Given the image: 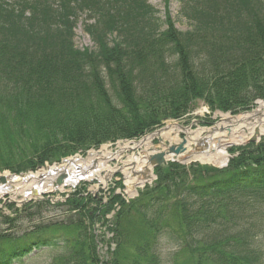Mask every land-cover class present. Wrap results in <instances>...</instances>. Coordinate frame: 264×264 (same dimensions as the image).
Returning a JSON list of instances; mask_svg holds the SVG:
<instances>
[{"label":"trees","instance_id":"trees-1","mask_svg":"<svg viewBox=\"0 0 264 264\" xmlns=\"http://www.w3.org/2000/svg\"><path fill=\"white\" fill-rule=\"evenodd\" d=\"M180 11L186 31L149 0H0V170L35 169L75 152L80 146L30 142L67 144L71 134L58 133L70 127L85 128L72 141H89L88 149L182 120L199 101L237 114L264 99V0H183ZM83 15L94 48L76 45ZM230 152L224 168L158 166L156 183L130 201L73 193L65 202L79 219L65 235L42 224L12 230L51 200L11 203L10 215L0 209L9 225L0 231V264L43 249H58L51 264H264V141ZM98 223L113 236H98ZM163 240L178 249L169 261L157 250Z\"/></svg>","mask_w":264,"mask_h":264},{"label":"bare ground","instance_id":"bare-ground-1","mask_svg":"<svg viewBox=\"0 0 264 264\" xmlns=\"http://www.w3.org/2000/svg\"><path fill=\"white\" fill-rule=\"evenodd\" d=\"M221 116L215 130L211 128H182L180 123H169L164 128L148 134L137 141L120 142L116 150L109 145H104L100 150L92 152L88 157H74L61 164L45 167L35 173L27 174L23 178H17L6 174V183L0 186V198L10 195L11 198L27 199L33 191L39 194L51 191H70L83 180H103L116 171L121 170L125 177V185L128 195H134L137 189L154 179L153 167L148 160L149 148L154 145L157 138L163 141H180L181 132L189 136L195 134L196 138H207L209 148L214 151L211 156L195 155L193 159L221 165L227 161L229 155L227 148L232 145L246 143L253 135H264V101H259L258 108L252 112L233 116L230 113L217 112L216 117ZM187 138V142H188ZM191 142L195 138L189 139ZM191 145V144H189ZM163 147V145L161 144ZM128 159L123 161V157ZM117 159L123 161V166H111L110 161ZM64 173L66 178L63 184L55 186L53 181Z\"/></svg>","mask_w":264,"mask_h":264},{"label":"rangeland","instance_id":"rangeland-1","mask_svg":"<svg viewBox=\"0 0 264 264\" xmlns=\"http://www.w3.org/2000/svg\"><path fill=\"white\" fill-rule=\"evenodd\" d=\"M150 3L155 6L158 10H159V15L164 19L165 18V13L168 9V11H170L171 16L173 18V20L176 23V26L183 31H186L189 29L190 27V23L188 22V20L181 14V4L183 2V0H149ZM90 22L88 17L86 15H83L79 21H78V25L77 28L75 30L76 32V38H75V42L78 48H85V47H90V48H94V42L92 41L89 33L86 31L85 29V23L86 22ZM262 100L264 101V99L262 98H257L254 102L253 105V109L250 111L255 110L256 108H258L259 104H256V101ZM218 110H214L212 111L210 109V107L208 105H206L203 101H199L196 105V107L194 108V110L185 116V118H183L182 120H179V123L183 124V125H189L190 123H192L193 126V130H197L199 127H213L215 126L219 120L221 116L216 117ZM225 112V111H223ZM228 113V112H225ZM189 120V123H186ZM171 122H177L174 120H167L165 122V125ZM207 123V124H204ZM161 128V127H160ZM158 128V129H160ZM156 129V130H158ZM180 139H183L184 137L186 138H195V140L193 142H191L188 139V142L186 143V146L188 149L190 150H196V149H200L203 148L205 146V141L202 138H196L195 134H191L190 136L184 132H181L180 134ZM118 140H123V139H118ZM170 140H167V142H169ZM264 141V135L261 136L259 143ZM23 143L29 142V141H22ZM108 142V141H106ZM175 143H179V141H175ZM192 144V145H189ZM108 145L113 148L114 150H116L117 148V143H108ZM233 146H230L227 148L228 151V159H227V165L229 164L231 158L233 157V154L230 152V149ZM14 151L16 153V155L14 156V158H16V160L20 161L21 157H22V152H23V147L21 145L19 146H15L13 147ZM85 149V147H83ZM196 148V149H195ZM150 152H155L158 150L162 149V146L160 145V143H158V139H155L154 141V145L151 146L149 148ZM79 149H77L75 152H77ZM74 153V152H73ZM72 153V154H73ZM81 154L83 157L87 156V152ZM71 153L66 157H70ZM63 159V158H62ZM61 159V160H62ZM128 157L124 156L123 157V161L127 160ZM15 160V161H16ZM123 161L120 162L117 159L111 160L110 161V165L115 167V166H123ZM48 163H50L49 161H47ZM46 163V164H48ZM44 164V165H46ZM204 164V163H201ZM209 166L215 167V164L213 163H206ZM27 170H22V171H15L13 169H1L0 173L3 172H11V173H22V172H26ZM156 183V180H154L153 182H151L150 184H147L144 188H138V194L135 196H130L127 193V187L125 185V177L123 172L120 170L116 173H114L113 175L109 176L103 180H99V179H93V180H83L81 181L77 186L73 187L70 191H65V192H61V191H57L54 192V197H60L63 198L60 201H50L52 204L49 206L48 208H43L39 214H36L33 218L29 217V218H25V217H21L16 224V226H12V230L15 231H20V232H24L25 230L31 229L33 228L35 225L38 224H42V228L46 231V232H50V233H61L62 235H65L66 233H71L73 231H75V226H77L78 223V219H79V215L77 213H75V211H70L69 210V206H67L65 201L67 200V198H69V196L66 198V195H72L73 193L79 191L81 193H89L92 197H96V199H101L103 202H107L110 198V196H112L113 194L116 193H120L126 201H130L132 199H135L139 196V192L144 190L145 188H150L152 187L154 184ZM88 195V194H87ZM11 197L10 195H5L4 197L0 198V209H2V212L5 215H10L11 214V210L8 208V205L13 203L15 204V207L18 208H23L25 205L31 203L28 202L26 204H17L16 202L10 201L8 198ZM18 198H15L16 201H20ZM47 200V199H44ZM44 200H39L33 203H38L40 201H44ZM60 205H56L59 204ZM117 209H119V206L117 207ZM37 210V208L32 209L33 212H35ZM27 212V211H26ZM20 213H25L23 211H21ZM115 215V210L112 211L111 213H109L106 217V220H111L114 218ZM0 231L6 229L9 227L8 224L3 223V220L0 219ZM96 234L98 236H103V234H106V237H112L113 233H110V231L107 230V226L106 225H102V223H98L96 225ZM69 235V234H67ZM112 250L115 249V244L112 245ZM177 247L170 241L168 240H163L161 241L159 247H158V252L161 254V256L169 261L170 259H172V257L175 256L176 252L178 251V249H176ZM100 252L102 255H106V252L109 251V247L108 244H100L99 246ZM57 255H58V249H43L41 251L35 252L30 254L28 257L23 258L20 261H17L15 264H51L54 260L56 261L57 259ZM183 256V253L181 254H177V257L181 258Z\"/></svg>","mask_w":264,"mask_h":264},{"label":"water","instance_id":"water-1","mask_svg":"<svg viewBox=\"0 0 264 264\" xmlns=\"http://www.w3.org/2000/svg\"><path fill=\"white\" fill-rule=\"evenodd\" d=\"M181 126L184 129L191 128V125H188V126L181 125ZM214 130H215V128L212 127L211 132ZM154 132H156V131H154ZM154 132H152L150 134H153ZM205 139H207V138H204L203 140L205 141ZM259 140H260V136H258L256 134V135H253L248 140V142H258ZM158 142L163 145L162 149L158 150L154 153H150V152L148 153V160L153 167L154 179L157 178V176L154 173V169L157 166L164 165L169 161H177V162H180L183 164H190L194 161H197V160L193 159L195 155H200L202 157L207 155L210 157L211 154L214 153V151L209 148V144L206 141H205V146L203 148H200V149L195 148L196 150H194V151L188 149L186 146V143H187L186 137H184L182 140H180L179 143H175V142L167 143V142L163 141L162 138H158ZM90 153L91 152H89V154ZM69 159L70 158H66L63 160V162L68 161ZM200 162L208 163V162H203V161H200ZM54 164H56V163H54ZM225 165H227V163L222 164V166H219V167H223ZM47 167H49V165H47ZM42 169H43V166H40L36 169V172L39 170H42ZM31 173H33V170H29L27 172H22V173H11V172L0 173V186L2 184L6 183V181H7L6 176H5L6 174L13 176V177H17V178H23L25 175L31 174ZM65 178H66V174H64V173L59 174L56 177V179L53 181L54 185L58 186V185L63 184V181L65 180ZM52 192H54V191H51L49 193H52ZM49 193L39 194L37 191H33L32 196L27 198V199H22L20 201H16L14 198H11V197H9L8 199L10 201L16 202L17 204H26L28 202L43 200L46 198H53ZM45 194H49V196L45 197ZM60 200H62V198H60V197L53 199V201H55V202L60 201Z\"/></svg>","mask_w":264,"mask_h":264},{"label":"flooded vegetation","instance_id":"flooded-vegetation-1","mask_svg":"<svg viewBox=\"0 0 264 264\" xmlns=\"http://www.w3.org/2000/svg\"><path fill=\"white\" fill-rule=\"evenodd\" d=\"M81 129H79V127H70V128H67L66 129V133H63V132H59V136H62L63 138L66 136V135H70L71 137V141L67 144H63L64 143V140L62 139H53V140H44V139H41V140H38V141H34V140H31L30 142L32 143H39L41 145L44 146H48V147H57V148H60L61 145L63 146H69V147H75V146H80L78 147L79 150L78 151H84L83 147L87 146L90 144L89 141H82V142H78V141H72L73 137H75L78 132L79 134H82L84 135L86 130L85 128L83 127H80ZM83 128V129H82ZM44 151L47 150L46 148L43 149ZM51 148L48 149V151L50 152ZM68 149H58V152H63V151H66ZM71 150V149H70ZM71 155H73L71 153Z\"/></svg>","mask_w":264,"mask_h":264}]
</instances>
